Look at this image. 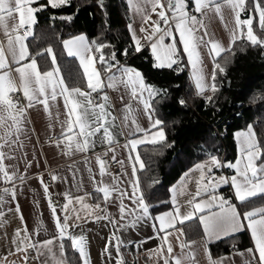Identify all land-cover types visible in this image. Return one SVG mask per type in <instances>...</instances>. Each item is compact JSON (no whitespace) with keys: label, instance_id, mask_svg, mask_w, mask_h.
Returning a JSON list of instances; mask_svg holds the SVG:
<instances>
[{"label":"snow or ice","instance_id":"6c2138e0","mask_svg":"<svg viewBox=\"0 0 264 264\" xmlns=\"http://www.w3.org/2000/svg\"><path fill=\"white\" fill-rule=\"evenodd\" d=\"M70 3L71 0H46L45 4H41L40 0H0V184L9 185L0 188V218L5 215L4 205L14 203L15 211L19 214L22 223L24 222L17 192L26 182L27 171L32 167V162L27 160L28 153L24 151L28 139L26 125L29 123V110L38 105L53 118V123L49 125L50 129L54 131L55 126L59 125V135L50 137V143L60 148L63 155L72 157L77 153L87 154L90 150H95L98 144L105 148L103 152L95 153L98 173L93 171L92 159L87 155L84 157L93 191L101 195L97 197L98 202L92 209L90 205L84 203L85 196H90L92 193L75 197L70 191L60 193L66 201L59 209L64 213L61 218L57 214V206L52 201L49 185L42 175L36 177L52 213L54 233L51 238L35 239L48 231L43 221H37L31 233L25 224L22 230L15 231L13 238L15 249L9 254L23 253L22 260L27 264L28 252L31 249L36 252V258L41 264H72L65 248L67 240L70 241L71 250L78 253V264H90L86 236L74 235L70 231V228L79 227L78 222L82 219L79 210L74 206L79 204L82 209H89V215L99 212L100 215H95L94 219L108 220L116 229L102 253L111 259L110 248H114L116 264H125L122 248L127 249L129 245L139 248L152 238L164 241V245L158 249L163 264H170V259L174 264H183L180 257L172 255L173 247L168 241L172 232L166 230L178 232L179 241L180 237L184 236L183 225L198 213L201 214L199 222L209 240H221L243 231L244 222H247L246 227L250 230L254 248L246 249L250 259L246 258L243 264H264V202L256 204L257 198L264 201V140L258 137L255 127L248 125L245 130L235 134L239 158L234 163L230 161L222 163L218 156L210 155L206 162L195 164L189 170V173H199V177L195 180L194 194H190L182 204L177 198V189L173 187L172 210L152 216L151 206L144 197L137 175L138 171L145 169V164L136 150L139 145L146 143L171 146L166 144L164 121L156 116V109L153 106L155 98L160 95V90L146 83L139 70L121 64L115 51L106 55L104 49L111 48L112 45L96 40L89 41L83 34L62 41L67 55L78 58L82 68V78L72 84H69L63 76L51 46L34 55L29 52L26 41L34 36L37 13L47 6L59 8ZM126 3L133 13V22L127 27L135 42V51H141L143 38L152 41L151 50L156 60L155 67L172 68L176 65V71H183L184 67L190 66L196 94L208 103L213 101L219 91L217 75L224 74L226 65L230 62L227 56H222V53H231L232 49L231 46L225 49L220 42L208 38L203 17L214 11L223 20L222 10L228 8L234 16L230 45L237 39H243L252 46L264 47V37L258 34L264 33V0H194L192 11L190 7L193 0H126ZM97 6L103 9L104 0H97ZM193 11L200 14V18L192 14ZM242 13H247V18L242 19ZM153 14L158 17L155 21L151 19ZM137 17L138 31L144 34L143 37L137 35V28L134 27ZM256 17H258V25L254 30ZM61 18L65 19V17ZM149 21H151L150 31L145 27ZM172 25L179 35L178 41L174 36ZM21 29H23L22 34ZM201 30L203 35H200ZM154 37L156 39H153ZM166 37L171 38L172 43L165 44ZM178 45H182V51ZM201 48H206L211 57L213 66L210 74L204 71ZM128 51L124 49L121 55L126 57ZM45 55L50 59L51 66L42 71L36 57ZM183 56L187 57V64L182 66ZM95 63L102 67H95ZM106 89L119 94L118 104L112 102ZM94 93L97 95L94 96ZM206 93L211 94L205 95ZM61 100L63 112L58 106ZM178 103L182 107L186 106V101L182 98ZM118 120L119 124H117ZM142 120L147 121V127L142 125ZM117 129L119 132L116 131ZM137 133L143 135L137 136ZM118 134L126 137V143L121 147L128 150L126 159L131 167L130 175L124 168L125 160H117L116 157L114 145L118 143L116 140ZM128 137L135 138L128 139ZM109 153L112 154L111 161L120 165L121 173L113 174L106 171L103 158ZM21 161L24 162L23 172L19 167ZM74 166L75 161L69 166V170ZM213 168L232 169L235 174L217 178L213 175ZM189 173H185V177H188ZM49 175L52 181L64 179L58 177L55 172ZM106 176L109 177L108 180L105 179ZM17 181L20 182L19 185ZM222 185L231 186L235 200L245 206V211L241 212L237 204L217 194V189ZM197 198H200L199 201ZM36 203L38 205L39 202ZM248 205L253 206L249 208ZM109 206L118 209V218L108 211ZM213 209L218 210L213 211ZM73 219L77 223L70 224V220ZM149 219L155 221L151 226L156 232V237L125 241L117 235L119 232L135 229L140 223ZM177 223L181 227L177 228ZM161 232L165 233L162 237L159 235ZM165 245L167 256L163 254ZM187 246L186 243L180 242L182 250ZM239 255L243 256L245 253L241 252ZM207 258L208 264H230V257L227 256L214 259L211 253H207ZM186 259H192L191 253ZM0 264H9L7 256L0 258ZM11 264H15V261Z\"/></svg>","mask_w":264,"mask_h":264},{"label":"trees","instance_id":"16d2710c","mask_svg":"<svg viewBox=\"0 0 264 264\" xmlns=\"http://www.w3.org/2000/svg\"><path fill=\"white\" fill-rule=\"evenodd\" d=\"M40 3L45 4L46 0H40ZM104 5L101 9L97 0H71L70 5L59 8L45 7L37 13L34 36L28 38L27 44L33 55L51 46L63 76L72 84L82 78V68L76 58L67 55L62 41L83 33L89 41L112 45L104 49L106 55L115 51L121 64L136 67L146 83L160 90L153 106L156 116L164 121L166 144L171 146L150 143L139 146L138 152L145 169L137 173L140 188L151 206L150 212L156 214L171 207L169 188L192 165L210 155L218 156L222 147L224 162L234 159V130L250 124L255 127L258 137L264 140V47L252 46L246 40L237 39L231 46V53H222L230 62L226 65V72L217 75L219 91L213 101L205 103L202 97L193 94L183 73H177L173 67H155L146 48L135 51L127 27L130 13L126 0H104ZM241 18H247V13H242ZM257 25L258 17L254 19V30ZM258 34L264 37V33ZM124 49L129 50L126 57L121 55ZM36 58L42 71L50 68L47 55ZM98 67L102 66L98 64ZM181 98L186 101V106L178 103ZM221 120L226 121L227 129L225 135L218 137L212 133V125ZM260 202L257 198L256 204ZM235 204L241 212L246 210L238 201ZM252 206L248 205L249 208ZM183 228L187 239L202 233L197 217L187 221ZM237 237L240 240L234 244ZM250 244L251 240L243 231L211 242L208 247L211 255L217 256ZM65 248L72 264H78V253L71 250L70 241H65Z\"/></svg>","mask_w":264,"mask_h":264},{"label":"crops","instance_id":"0c3cea01","mask_svg":"<svg viewBox=\"0 0 264 264\" xmlns=\"http://www.w3.org/2000/svg\"><path fill=\"white\" fill-rule=\"evenodd\" d=\"M192 8H194V0L190 7V11H192ZM129 13H130V23H132L133 13L130 10ZM192 14H194V11L192 12ZM222 14H223V20H221L220 16L217 15L214 11H211L208 13L206 17H203V21L206 26L207 32L209 34L208 38L220 42L222 47L228 49L233 44L232 43L230 45L234 30V16L233 13L228 8H224L222 10ZM151 19L152 21H155L156 19H158V17L155 14H153ZM136 21L137 23L134 24V27L137 28V35L143 37L144 34L138 31L139 28L138 17L136 18ZM172 26H173L174 36L178 41L179 35L178 33L175 32L174 25ZM145 27L149 28L150 31L151 21H149V24L145 25ZM161 27L162 28L164 27L163 22H161ZM20 33L22 34L23 32H21L20 30ZM81 34L83 33L70 36L65 40ZM203 34H204L203 30H201L200 35ZM153 39L156 38L154 37ZM132 42L135 48V42L133 38H132ZM151 42L152 41L142 38L141 49L143 48L148 49L150 55L154 60V63L156 64L155 57L153 56L151 50ZM169 43H172V39L166 37L165 44H169ZM178 47L182 51V45H178ZM200 52L203 57L204 71L210 74L213 65H212L211 57L208 55V50L206 48H201ZM183 57L187 62V57L186 56ZM76 59L79 62L78 58ZM94 66L99 68L98 63H95ZM188 67H189L188 82L192 90L196 91L194 87V82L192 80V70L190 66ZM134 68L137 69L136 67ZM106 91L108 92V95L112 99V102L118 104L119 94L109 89H106ZM58 106L60 111L63 112L62 100L59 102ZM54 111L55 109H53V112ZM61 119H63V116L61 117ZM28 120L29 123L26 125L28 131V139L26 140L27 146L24 149V151L28 153L27 160L32 162V167L29 168L27 171L26 182L18 188V192H17V200L20 204L21 212L24 217V222L22 223L21 219L19 218V214L15 211L14 203H8L4 205L5 215L2 218H0V258L7 256V260L9 261V264H11L12 261H15V264H24L22 260V256L24 255L23 253H19L15 255L9 254L14 252L15 249V245L13 244V238L15 235V231L17 229L22 230L24 225L27 224L29 232L31 233L35 229L36 222L42 220L48 231L42 233L40 236L35 237V239L42 240L45 238H51V236L54 233V223L52 220V213L48 207V201L43 192V188L36 177L42 175L44 177L45 182L49 185V192L52 194L51 197L52 201L57 206V210H58L57 214L61 216V218L63 217L64 213L60 212L59 209L66 201L64 197L60 195V193L65 191H70L74 197L85 196V193H92L90 196H85V200H84V203L90 205L92 209L95 208V204L98 202L97 197L101 195L93 191V186L89 180V173L87 171V166L84 163V157L85 155H87L89 158L92 159L93 171L94 173H98L99 167L95 161V153L103 152L105 148L98 144L95 150H90L87 154L77 153L72 157L65 156L62 154L60 148L55 147L54 143H50V137H52L53 135H59L60 128L59 125L55 126L54 131L53 129L49 128V125L53 123V118L48 116V114L43 110L42 106L38 105L37 107L30 109L28 113ZM141 123L143 126L147 127L146 120H142ZM117 124H119V120L117 121ZM247 126L233 131L235 156L234 159L230 162L234 163L239 158V147L237 140L235 139V134L238 131L245 130ZM116 131L119 132V129H117ZM136 135L142 136L143 134L137 133ZM131 138H135V137H128V139ZM116 140L118 141V143L115 144L114 147L116 148L117 160L120 159L125 160L124 168L125 170L128 171L130 175L131 167L126 159L128 155V150L121 147L126 143V137L122 134H118L116 136ZM138 147L136 151H138ZM111 155L112 154L109 153L108 157L111 158ZM208 159L209 158H206L197 163L206 162ZM73 161H75V166L72 168V170H69V166L73 165ZM6 163L9 162L6 161ZM194 165H192L190 168L185 170L178 177V179L173 184H171L169 188L170 202L173 195L171 191L173 187L177 189V193H178L177 198L182 204L184 203V201H186L189 198L190 194H194L196 190L195 180L199 177L198 172L189 173V170L192 169ZM19 167L21 172H23L24 170L23 161L20 162ZM213 170H216L214 176L218 175L219 172H220L219 173L220 176L222 175L231 176L235 174L234 170L232 169H230V173L228 175L222 171H219L217 168H213ZM53 172H55L58 175V177L64 179H58L57 181H52L49 174ZM117 173H121V168H119V171ZM185 173H189V176L185 177ZM97 179H99L98 175H97ZM105 179L108 180L109 177L106 176ZM16 183L19 185L20 182L17 181ZM5 186H9V185L0 184V188ZM124 186L126 187L127 185ZM222 187H226V188L221 190ZM179 193H187V194H179ZM217 194L222 195L226 199H230L234 204L235 202H237L234 197V190L231 188L230 185L220 186L217 189ZM199 199L200 198H197V201H199ZM37 201L39 202L38 205L36 203ZM99 202L101 204L103 203L102 200H100ZM262 202L264 201H261L260 203ZM125 203H129V202L125 201ZM74 206L79 210L82 219L78 222L79 227L70 228V231L74 235L83 234L86 236L87 251L90 257V264H116V253L114 248H110V251L112 252L111 259H109L106 255H102L106 243L111 239L112 234L116 232V229L112 226V224L108 222V220L101 219L99 221H96L94 219V216L100 215L99 212H95L94 215H89L88 214L89 209H82L79 204H75ZM9 208L12 210L8 211ZM170 210H172V204L170 208L164 211L158 212L156 214H152L151 212L150 213L152 214V216H155ZM217 210L218 209H213V211H217ZM108 211L113 216H116L118 218V209L116 207L109 206ZM182 211H184V209H182ZM199 215L201 214L198 213L196 214V216H194V218L197 217L198 221H199ZM154 222L155 221L152 219L146 220L140 223L135 229H128L124 232H119L117 233V235H120L122 239H124L125 241H129V240L140 241L148 237H156V232L151 226ZM69 223L72 224L77 222L73 219L70 220ZM244 223H245V228L243 231L247 233L249 240H251V244L248 246L236 247L227 253H223L217 256H212L214 259L227 256L230 257V264H243L246 258L250 259V257H248L246 253V249L254 248V241L251 237L250 230H248L246 227L247 222ZM176 226L177 228L181 227L179 226L178 223ZM200 226L202 233L199 236L187 239L184 233V236L180 237L179 241L177 240V237L179 236L178 232H174L171 229L166 230L168 232H172V234L168 237V241L171 243L173 247L172 255L180 257L183 261V264H208L207 253H210L208 244L217 241V239L209 240L204 234L203 226L201 224ZM243 231H240L238 233H241ZM238 233H235L233 235H236ZM159 235L162 237L165 235V233L161 232ZM233 235H229V236H233ZM239 240H240L239 237H237V240L234 241V244L238 243ZM192 241H195V243H191ZM180 242H184L188 246L182 250L180 247ZM113 243L115 242L113 241ZM161 245H164L163 240L159 238H152L149 239L147 243L142 244L139 248H137L135 245H129L127 249L122 248L121 253L123 255L124 260L129 262V264L131 263L163 264V260L160 258V252L158 250ZM150 250H157V251L151 252ZM241 252H244L245 255L243 256L239 255V253ZM189 253H191L192 256L191 260L186 259ZM163 254L164 256L168 255L166 252V245ZM36 256H37L36 252L30 249L28 252L29 258L27 264H41V261L37 259ZM150 256L151 258H149ZM170 264H174V261H172L171 259H170Z\"/></svg>","mask_w":264,"mask_h":264},{"label":"built area","instance_id":"2783aa9c","mask_svg":"<svg viewBox=\"0 0 264 264\" xmlns=\"http://www.w3.org/2000/svg\"><path fill=\"white\" fill-rule=\"evenodd\" d=\"M194 14L197 15L198 18L200 17L199 14H196V13H194ZM169 15H170V13H169ZM21 32H23V29H21ZM186 64H187V62L185 61L184 57H182V66L186 65ZM176 67H177L176 65H173L174 70L176 69ZM176 72L177 73H183L186 76V83L189 84V82H188L189 67L188 66L184 67L183 71H176ZM192 92H193V94L197 95L195 90H192ZM210 94L211 93H206L205 95H210ZM93 95L96 96L97 94L94 93ZM204 101H205V99H204ZM205 103H207V102L205 101ZM226 129H227V123L224 120H221L220 122L212 125V133L218 137L225 135ZM218 152H219L218 158L220 159V161L222 163H224V156H225L224 148L223 147L220 148L218 150ZM103 159H104V167H105L107 172L114 174V173H117L119 171L120 165L115 163V162H112L110 157L107 156V157H104ZM218 170L224 172L227 175L230 173V169H228V168H218Z\"/></svg>","mask_w":264,"mask_h":264},{"label":"rangeland","instance_id":"374dc122","mask_svg":"<svg viewBox=\"0 0 264 264\" xmlns=\"http://www.w3.org/2000/svg\"><path fill=\"white\" fill-rule=\"evenodd\" d=\"M214 173H215V172H213V175H214ZM219 173H220V172H219ZM219 173H218V175H215V177H217V178H218V177L220 176V175H219Z\"/></svg>","mask_w":264,"mask_h":264}]
</instances>
